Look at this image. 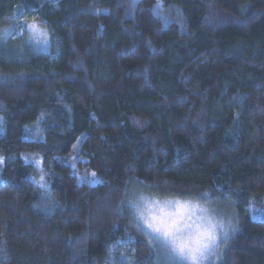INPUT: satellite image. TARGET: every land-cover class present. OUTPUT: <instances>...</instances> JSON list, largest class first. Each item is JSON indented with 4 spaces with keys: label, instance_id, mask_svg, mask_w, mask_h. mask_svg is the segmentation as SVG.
<instances>
[{
    "label": "trees",
    "instance_id": "trees-1",
    "mask_svg": "<svg viewBox=\"0 0 264 264\" xmlns=\"http://www.w3.org/2000/svg\"><path fill=\"white\" fill-rule=\"evenodd\" d=\"M0 33V264H153L138 190L226 201L210 264H264V0H0Z\"/></svg>",
    "mask_w": 264,
    "mask_h": 264
},
{
    "label": "rangeland",
    "instance_id": "rangeland-1",
    "mask_svg": "<svg viewBox=\"0 0 264 264\" xmlns=\"http://www.w3.org/2000/svg\"><path fill=\"white\" fill-rule=\"evenodd\" d=\"M25 29L32 50L49 51L50 38L46 28L32 20L27 22ZM130 201L134 221L154 249L153 264L217 262L224 255L227 238L235 228L229 205L224 200L156 196L138 190Z\"/></svg>",
    "mask_w": 264,
    "mask_h": 264
}]
</instances>
